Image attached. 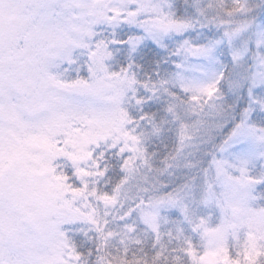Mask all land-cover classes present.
<instances>
[{
	"label": "snow or ice",
	"instance_id": "obj_1",
	"mask_svg": "<svg viewBox=\"0 0 264 264\" xmlns=\"http://www.w3.org/2000/svg\"><path fill=\"white\" fill-rule=\"evenodd\" d=\"M0 264H264V0H0Z\"/></svg>",
	"mask_w": 264,
	"mask_h": 264
}]
</instances>
